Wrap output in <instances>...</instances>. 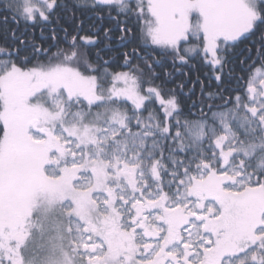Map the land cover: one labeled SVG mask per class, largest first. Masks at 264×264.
I'll use <instances>...</instances> for the list:
<instances>
[{
    "label": "snow or ice",
    "instance_id": "1",
    "mask_svg": "<svg viewBox=\"0 0 264 264\" xmlns=\"http://www.w3.org/2000/svg\"><path fill=\"white\" fill-rule=\"evenodd\" d=\"M0 264H264V0H0Z\"/></svg>",
    "mask_w": 264,
    "mask_h": 264
},
{
    "label": "trees",
    "instance_id": "2",
    "mask_svg": "<svg viewBox=\"0 0 264 264\" xmlns=\"http://www.w3.org/2000/svg\"><path fill=\"white\" fill-rule=\"evenodd\" d=\"M64 26L68 27V24H65ZM105 26H108V25H105ZM7 27L14 28V27H16V25L10 23ZM20 28H21V31H23V25L22 24L20 25ZM61 35H63V34L61 33ZM115 35L118 36L119 32L115 33ZM36 36H37V38L39 37V31L38 30L36 31ZM61 46L63 47L64 45H61ZM45 47H47V43H45ZM131 47H132V45H129L128 48H121L118 51H128V50H130ZM52 51L55 52L56 49L53 48ZM93 51H94V49H93ZM109 55L115 56L116 53L113 52V53H110ZM119 62L122 63L123 61L120 60ZM192 63H193V66L191 68H184L182 70V72H178L176 74V76L173 78V83L169 84L168 86L169 87H175L176 83H179L181 81H185V82H187L188 86L184 89V93L187 94L188 89L193 88L192 82L196 81L197 77H199L200 80L207 83V81L205 80V76H204V73L207 72V69L196 65L195 61H193ZM117 70H123V69H117ZM157 70L159 71V69H157ZM169 70H171V69H169ZM215 87H216L215 82H213L212 88L215 89ZM205 91H207V89H205ZM194 92H195V95H191L190 98L186 99V103L189 106L191 105L192 101L197 100L200 96L201 86L199 83L195 84ZM145 115H146V113H145Z\"/></svg>",
    "mask_w": 264,
    "mask_h": 264
}]
</instances>
